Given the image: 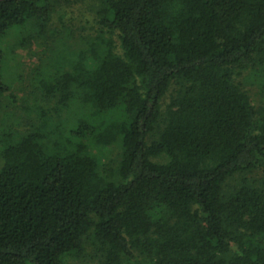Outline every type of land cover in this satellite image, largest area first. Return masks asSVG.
<instances>
[{"label": "trees", "instance_id": "obj_1", "mask_svg": "<svg viewBox=\"0 0 264 264\" xmlns=\"http://www.w3.org/2000/svg\"><path fill=\"white\" fill-rule=\"evenodd\" d=\"M94 1L32 76L50 110L0 136V264H264V0ZM51 12L0 0V97Z\"/></svg>", "mask_w": 264, "mask_h": 264}, {"label": "rangeland", "instance_id": "obj_2", "mask_svg": "<svg viewBox=\"0 0 264 264\" xmlns=\"http://www.w3.org/2000/svg\"><path fill=\"white\" fill-rule=\"evenodd\" d=\"M50 5L52 12L46 39L32 41L24 46L16 44L17 48L13 50L15 58L11 57L7 65L8 68L13 65H16L17 68L16 71L10 73L14 84L12 96L0 97V136L3 131H8L12 127L17 131H24V128H28L29 124L36 123L35 116L28 114L26 110L27 106H30L35 99V102L45 107L46 110H50L53 105V101L42 97L41 93L37 92L31 84L32 76L41 67L43 59L50 56V50L56 48L58 44H67L73 47L83 46L84 43L90 42L96 36V3L94 0H84L78 3L72 0H50ZM113 40L116 41L114 37ZM15 42L16 40L11 37L7 40L9 45ZM248 77L250 75L245 71L243 77L239 79V83L248 96L257 101L263 97L261 96L263 92L260 91L259 84ZM70 125V123L67 125L66 119H64L62 127ZM105 152L98 154L100 160L111 162L115 152L111 151L109 154ZM64 264H100V257L95 253L90 241L86 240L81 255L77 258L66 259Z\"/></svg>", "mask_w": 264, "mask_h": 264}]
</instances>
